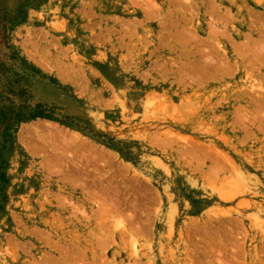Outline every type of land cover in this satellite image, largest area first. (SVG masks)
Wrapping results in <instances>:
<instances>
[{
  "label": "rangeland",
  "instance_id": "374dc122",
  "mask_svg": "<svg viewBox=\"0 0 264 264\" xmlns=\"http://www.w3.org/2000/svg\"><path fill=\"white\" fill-rule=\"evenodd\" d=\"M0 264H264V0H0Z\"/></svg>",
  "mask_w": 264,
  "mask_h": 264
},
{
  "label": "bare ground",
  "instance_id": "6f19581e",
  "mask_svg": "<svg viewBox=\"0 0 264 264\" xmlns=\"http://www.w3.org/2000/svg\"><path fill=\"white\" fill-rule=\"evenodd\" d=\"M252 51V50H251Z\"/></svg>",
  "mask_w": 264,
  "mask_h": 264
}]
</instances>
